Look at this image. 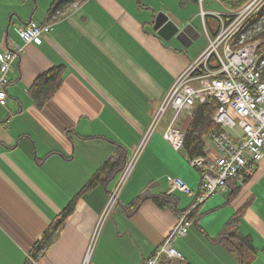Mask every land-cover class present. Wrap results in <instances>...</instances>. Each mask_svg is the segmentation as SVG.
Returning <instances> with one entry per match:
<instances>
[{
	"label": "crops",
	"instance_id": "0c3cea01",
	"mask_svg": "<svg viewBox=\"0 0 264 264\" xmlns=\"http://www.w3.org/2000/svg\"><path fill=\"white\" fill-rule=\"evenodd\" d=\"M36 1L0 0V52L21 49L7 73L6 105L0 106V264H83L87 253L86 264H144L201 189V175L185 151L164 139L170 112L142 150L94 243L114 180L77 198L52 244L37 259L32 250L109 159L134 154L177 76L206 49H195V41L187 48L175 39L165 42L152 30L155 15L190 25L200 17L208 41L219 28L215 14L242 4L82 0L69 5L48 34L24 44L19 30L30 21L48 24L60 0ZM198 3L204 16L197 17ZM57 67L63 68L60 88L38 107L33 86ZM191 120L176 128L186 132ZM174 177L190 193L175 191L171 204L159 207L153 198L169 195ZM141 197L147 198L132 211ZM197 215V224L174 242L183 260L170 264H239L221 237L245 241L246 257L264 264V158L249 178L230 182Z\"/></svg>",
	"mask_w": 264,
	"mask_h": 264
},
{
	"label": "built area",
	"instance_id": "2783aa9c",
	"mask_svg": "<svg viewBox=\"0 0 264 264\" xmlns=\"http://www.w3.org/2000/svg\"><path fill=\"white\" fill-rule=\"evenodd\" d=\"M67 10L66 7H57L48 24L30 21L23 26L19 30L23 43L28 44L48 34ZM215 16L219 22L216 34L208 37L206 49L177 76L163 97L136 151L126 159L102 215L108 214L118 201L142 150L168 111L171 119L163 136L174 150L180 151L185 137V131L175 126L180 112L185 111L188 117H192L197 105L210 101L217 103L218 108L212 116L217 130L201 137V155L188 157L190 166L201 175L200 193L190 208L178 215L172 231L144 264L183 260L174 242L188 233L193 223L192 214H197L202 204L215 193L225 191L230 182L241 183L249 178L264 158V59L258 56L259 36L264 31V0H247L238 9ZM20 52L21 49L0 52V106L6 105L7 73ZM175 191L190 193L180 177L170 181L168 194ZM88 255L83 264H86Z\"/></svg>",
	"mask_w": 264,
	"mask_h": 264
},
{
	"label": "trees",
	"instance_id": "16d2710c",
	"mask_svg": "<svg viewBox=\"0 0 264 264\" xmlns=\"http://www.w3.org/2000/svg\"><path fill=\"white\" fill-rule=\"evenodd\" d=\"M80 1L82 0L57 1L52 9V12L59 6L60 8L61 7L68 8L69 5ZM246 1L247 0H238L240 4H243ZM259 39L261 40V46L258 50V56L259 58L264 59V31L259 36ZM62 74H63V68L57 67L37 79V81L33 86L31 94L38 107H41L46 102V100L49 99L60 88ZM40 94H44V97L42 99L40 98L41 97ZM217 108L218 105L215 101H210L206 104L197 105L195 107L192 115V120L185 132L184 143H183V150L185 151V153L189 158L201 155L203 152V141L201 137L205 134L217 130V127L212 121V116L217 110ZM121 158H123V156L120 153V156H118L117 158L109 159L104 164V166L91 177V179L82 189V191L75 198L71 200V202L67 205V207L56 218L54 223L44 232L41 240L37 242V244H35L32 250L33 259H37L38 255H42L44 251L57 238L58 233L62 228L65 220L73 212L77 198H79L85 192L92 190L94 187L98 185L107 186L117 177V175H119L126 162V160L123 161V159ZM169 196H171V194L165 195V197L164 196L154 197L153 201L159 207H165L167 206V204H171L170 202H168V200L170 199ZM146 198L147 197L139 198V200L134 203L131 210L135 211L137 207L140 205V203ZM180 214L181 213H179L178 215ZM198 216L199 215H197L196 213L192 214L191 216L193 220L192 224L195 225L197 224ZM224 239L226 238L221 237L219 241L224 242V244L227 245V247L230 250H233V252H235L239 256L240 259L239 264H252V259L246 257L244 246H242L247 244L245 241H244L245 244L243 243L241 245L231 241L230 239L228 241H225ZM159 264H170V261L163 260Z\"/></svg>",
	"mask_w": 264,
	"mask_h": 264
},
{
	"label": "water",
	"instance_id": "95a60500",
	"mask_svg": "<svg viewBox=\"0 0 264 264\" xmlns=\"http://www.w3.org/2000/svg\"><path fill=\"white\" fill-rule=\"evenodd\" d=\"M152 30L165 42L175 39L186 48L200 36L192 25L176 22L163 12L155 15Z\"/></svg>",
	"mask_w": 264,
	"mask_h": 264
},
{
	"label": "rangeland",
	"instance_id": "374dc122",
	"mask_svg": "<svg viewBox=\"0 0 264 264\" xmlns=\"http://www.w3.org/2000/svg\"><path fill=\"white\" fill-rule=\"evenodd\" d=\"M33 1H34L35 5H37V3H36L37 1H36V0H33ZM198 2H200V1H198ZM197 7H198L197 17H199V15H201V8H200L199 3H198V6H197ZM199 11H200V12H199ZM207 20H208L209 23H211V24L214 25L215 32H216V30H217V26H216V22H215L214 18H212V17H208ZM262 25H263V28H264V22H262ZM192 26H193V27L199 32V34H200L199 38L193 43L194 48H195V49H196V48H202V47L206 48L207 45H208V41H207V39H206V37H205L204 29H203V25H202V23H201L200 17H199L195 22L192 23ZM168 113H169V111L166 113V115L164 116V118H163L161 121H167V119H168ZM187 118H188V117L186 116L185 111H181L180 114H179V116H178V119H177V122H176V125H175V126L177 127L178 124H179V125L182 124V122H184V120L186 121ZM119 178H120V175H118V176L114 179V181L112 182V187H115V186H116L117 182L119 181ZM128 179H129V178H128ZM124 186H125V185H124ZM124 186H123V188H124ZM123 188H122V189H123ZM121 191H122V190H121ZM120 193H121V192H120ZM108 200H109V199H108ZM117 202H118V201H117ZM117 202L113 204V206H112L111 209L109 210L108 214H106V215L104 214V217H102V219H101V221H100V223H99V225H98V227H97V230H96V233H95V236H94L93 243H94V241H95V238H96V235H97V233H98V230L101 228L100 225H102V224H101L102 221H104V220L106 219V217L109 215V213L111 212V210L115 207V205L117 204ZM107 203H108V201H107ZM91 247H92V245H91Z\"/></svg>",
	"mask_w": 264,
	"mask_h": 264
}]
</instances>
